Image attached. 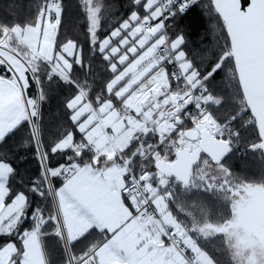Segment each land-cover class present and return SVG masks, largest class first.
I'll use <instances>...</instances> for the list:
<instances>
[{
	"label": "snow or ice",
	"instance_id": "obj_1",
	"mask_svg": "<svg viewBox=\"0 0 264 264\" xmlns=\"http://www.w3.org/2000/svg\"><path fill=\"white\" fill-rule=\"evenodd\" d=\"M128 2L127 18L105 35L109 5L82 0L87 54L77 39H58L63 0H43L30 22H0V236L15 237L0 244V264H51L49 235L64 245L63 264H217L199 242L216 237L233 264H264V178L249 182L226 163L249 126L247 147L264 153V0ZM195 7L222 19L215 49L189 50L182 20ZM97 56L111 78L93 92ZM225 69L238 103L221 111L226 97L214 82ZM57 81L75 89L64 101L70 125L46 144L42 106ZM24 122L29 139L21 147L35 149L40 167L15 191L7 137ZM54 156L64 162L53 164ZM192 190L219 197L227 215L189 203ZM33 194L51 198V208ZM93 232L100 238L76 251Z\"/></svg>",
	"mask_w": 264,
	"mask_h": 264
},
{
	"label": "trees",
	"instance_id": "obj_2",
	"mask_svg": "<svg viewBox=\"0 0 264 264\" xmlns=\"http://www.w3.org/2000/svg\"><path fill=\"white\" fill-rule=\"evenodd\" d=\"M103 2L109 5L106 16L101 21V33L106 35L118 23L117 19L127 18L130 12V5L128 0H103ZM42 3L43 0H0V22H30L31 18L37 12L39 5ZM63 3L64 13L60 37L58 39H66L69 37L77 39L84 46L85 53L87 54L89 52L88 22L82 6V0H63ZM203 3L207 4L208 0H203ZM182 23L188 26L190 51L192 49L203 51L202 46H213L215 49V45L219 43L218 37L224 35L222 19L214 11L209 13L207 10L195 7L183 16ZM93 67L95 76L89 79L94 84L93 92H100L104 81L110 79L111 74L107 71L106 66L98 56L93 57ZM75 70L77 71V76L83 79L84 77L81 76L83 70L79 67ZM227 71L225 69V72L217 76L214 82L217 93L226 97V100L221 106V111L234 110L237 107L236 103H238V100L231 99L233 94L231 88L229 87L228 89L225 87ZM48 91L49 99L42 106L43 120L41 122L42 135L46 144L69 127L70 121L68 120L67 110L64 108V101L75 89L71 84L57 81L49 85ZM36 93L37 87L33 83L29 95H36ZM187 126L191 127L192 125L187 124ZM77 137H79L78 133ZM27 139H29L27 122H24L7 137L8 145L11 149L10 156L19 174L14 182H10L15 191L26 190L29 179L39 174L40 166L35 156V149L32 146L21 147L23 141ZM252 139H254V134L251 126H249V129L243 134V140L239 144L238 149L232 152V155L226 159V163L238 176L249 182H259L264 178V154L247 147V142ZM149 142H154V139ZM56 161L64 162L59 156L52 157L53 164ZM21 178L23 179V183L20 182ZM61 182L62 180L57 178L54 183L58 185ZM185 199L189 203L197 200L205 202L206 207L213 216L216 215L219 217L221 215H227L228 205L211 193H205L203 190L199 192L192 190V193L185 197ZM33 201L46 209L51 208V198L45 201L33 194ZM172 206L173 210L177 211L174 204ZM178 215H180L181 219L185 218L183 214L178 213ZM31 223L29 219L25 221L21 228H30ZM99 238L97 233H91L88 240H84L76 245L78 247L76 251L86 247L91 240ZM9 239H15V237L0 236V244L8 242ZM199 242L201 247L209 251L217 261V264H233L230 252L226 248L222 238L216 237L208 242L201 239ZM44 243L51 264H63L65 260V249L63 243L59 241V238L54 235L45 236Z\"/></svg>",
	"mask_w": 264,
	"mask_h": 264
},
{
	"label": "water",
	"instance_id": "obj_3",
	"mask_svg": "<svg viewBox=\"0 0 264 264\" xmlns=\"http://www.w3.org/2000/svg\"><path fill=\"white\" fill-rule=\"evenodd\" d=\"M241 3H242V7H247L249 4H250V0H241ZM232 153H230L229 155H228V157H230V155H231ZM264 154V153H263ZM227 157V158H228ZM226 158V159H227ZM249 222H250V224L252 225V227L254 226L253 225V222H252V217H251V214H249Z\"/></svg>",
	"mask_w": 264,
	"mask_h": 264
},
{
	"label": "rangeland",
	"instance_id": "obj_4",
	"mask_svg": "<svg viewBox=\"0 0 264 264\" xmlns=\"http://www.w3.org/2000/svg\"><path fill=\"white\" fill-rule=\"evenodd\" d=\"M231 155H232V154H231ZM231 155H230V156H231ZM59 186H60V184L56 185V187H59ZM243 222H245V223L247 224V226H248L250 229L252 228V225H251L250 222H249V214L246 215V216L244 217Z\"/></svg>",
	"mask_w": 264,
	"mask_h": 264
},
{
	"label": "built area",
	"instance_id": "obj_5",
	"mask_svg": "<svg viewBox=\"0 0 264 264\" xmlns=\"http://www.w3.org/2000/svg\"><path fill=\"white\" fill-rule=\"evenodd\" d=\"M189 111L195 112L196 109L194 108V106H190V107H189ZM187 124H191V123H187ZM238 147H239V145H238L237 148H235L234 150L238 149ZM234 150H233V151H234ZM233 151H232V152H233Z\"/></svg>",
	"mask_w": 264,
	"mask_h": 264
},
{
	"label": "crops",
	"instance_id": "obj_6",
	"mask_svg": "<svg viewBox=\"0 0 264 264\" xmlns=\"http://www.w3.org/2000/svg\"><path fill=\"white\" fill-rule=\"evenodd\" d=\"M62 183V182H61ZM98 234V233H97ZM7 243V242H6Z\"/></svg>",
	"mask_w": 264,
	"mask_h": 264
}]
</instances>
